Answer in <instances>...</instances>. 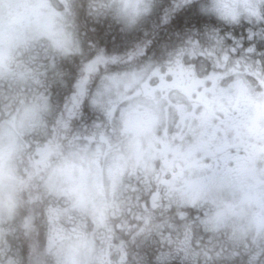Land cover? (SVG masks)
I'll use <instances>...</instances> for the list:
<instances>
[{
	"label": "clouds",
	"instance_id": "9594fccd",
	"mask_svg": "<svg viewBox=\"0 0 264 264\" xmlns=\"http://www.w3.org/2000/svg\"><path fill=\"white\" fill-rule=\"evenodd\" d=\"M0 264H264V0H0Z\"/></svg>",
	"mask_w": 264,
	"mask_h": 264
}]
</instances>
